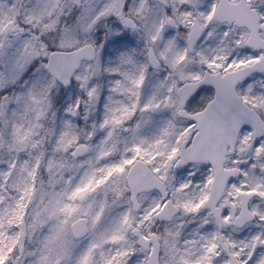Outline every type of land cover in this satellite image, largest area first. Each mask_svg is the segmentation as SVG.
I'll use <instances>...</instances> for the list:
<instances>
[{"label": "snow or ice", "instance_id": "obj_1", "mask_svg": "<svg viewBox=\"0 0 264 264\" xmlns=\"http://www.w3.org/2000/svg\"><path fill=\"white\" fill-rule=\"evenodd\" d=\"M0 264H264V0H0Z\"/></svg>", "mask_w": 264, "mask_h": 264}]
</instances>
